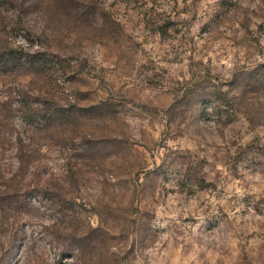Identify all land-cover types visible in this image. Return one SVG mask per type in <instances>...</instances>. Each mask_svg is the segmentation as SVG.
Wrapping results in <instances>:
<instances>
[{
    "label": "rangeland",
    "instance_id": "rangeland-1",
    "mask_svg": "<svg viewBox=\"0 0 264 264\" xmlns=\"http://www.w3.org/2000/svg\"><path fill=\"white\" fill-rule=\"evenodd\" d=\"M0 264H264V0H0Z\"/></svg>",
    "mask_w": 264,
    "mask_h": 264
}]
</instances>
